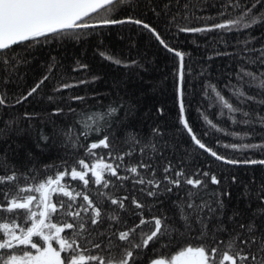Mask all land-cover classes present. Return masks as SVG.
Masks as SVG:
<instances>
[{"label": "snow or ice", "instance_id": "obj_1", "mask_svg": "<svg viewBox=\"0 0 264 264\" xmlns=\"http://www.w3.org/2000/svg\"><path fill=\"white\" fill-rule=\"evenodd\" d=\"M199 3L200 0H146L144 7L163 18L169 29L175 28L180 33L244 32L264 24V0H222L216 18L195 16ZM121 7L135 9L138 0H0V70L4 72L0 77V108L41 98L49 82L54 87L47 100L55 102L62 99L59 96L62 92L97 79L69 80L53 57L26 92L10 95L7 86L14 82L13 74L19 65L27 63L14 51V46L30 48L50 37L58 38L68 30L135 24L178 58L175 98L179 123L193 145L224 164L264 166V159L241 160L220 155L197 136L186 117V53L171 47L162 33L143 19L132 15L112 18ZM101 13L103 16L95 22H85ZM193 19L206 22L192 27ZM215 19L219 22L207 23ZM255 39L249 35L237 41L240 47L235 53H216L239 58L237 83L230 82L226 87L240 104L252 101L264 105V98L248 95L244 88L247 84L264 93V43L250 47ZM100 55L114 64L124 63L106 52ZM130 63L134 65L136 61ZM246 65H257L258 69L252 71ZM87 67L78 61L72 71H84ZM209 89L222 109L228 110L232 123H258L264 128V115L257 112L253 117L252 113L235 106L214 84L205 85L206 94ZM86 99L80 95L67 98L69 102L81 104ZM67 107V114L59 106L49 113L74 118L66 127L54 128V135L67 149V158L58 165H43L44 173L56 169L52 175L41 176L35 162L33 167L21 172L10 160L7 149L0 152V264H143L144 251L164 239L172 243L174 233L181 236L195 233V239L202 242L186 243L167 258H151L148 264H264V179L257 182L253 178L244 183L236 206L229 210L230 188L239 183L238 178L231 176L226 189L222 185L229 178L204 168L190 171L188 153L175 160L166 155L165 150L175 152V147L164 139L160 126L152 127L147 135L131 128L128 123L131 105L126 108L123 101L113 102L103 111H93L88 106L78 110L70 103ZM121 110H124L123 117L118 115ZM157 112L163 114V109L158 108ZM236 113H241L244 119L237 121ZM35 115L25 112L24 118L30 120ZM203 119L211 128L224 131L207 115ZM18 123L15 117L3 121L0 140L6 141L10 134L16 133ZM93 135L97 137L94 140ZM230 135L243 139L251 134L242 136L233 132ZM40 139L47 142L49 136L41 133ZM223 147L264 153V137L259 143H232ZM81 150L83 156H74ZM98 150H106V155ZM68 159L73 162L69 164ZM22 179L25 183L20 182ZM71 181H79V187H73ZM120 189L125 190L124 195L113 191ZM171 194L177 198L171 202L176 212L170 216L162 207L160 197ZM241 199L244 209L239 206ZM177 219L183 232L176 227Z\"/></svg>", "mask_w": 264, "mask_h": 264}, {"label": "trees", "instance_id": "obj_2", "mask_svg": "<svg viewBox=\"0 0 264 264\" xmlns=\"http://www.w3.org/2000/svg\"><path fill=\"white\" fill-rule=\"evenodd\" d=\"M222 0H200L199 5L194 10L195 16L199 17H218L221 10ZM146 0H138V7H121L112 18L122 19L128 15L143 19L152 24L163 35L169 45L177 50L186 53V75L184 82L186 117L193 131L202 141L230 159H264V153L254 151H233L225 148V144L259 143L264 137V128L258 123L245 125L243 123H232L228 117V110L222 109L214 93L209 89L205 93L206 84L217 86L221 94L229 99L235 106L248 111L255 116L259 112L264 115V105L249 101L240 104L226 87L231 82L236 84V72L239 69V58L234 55H217L216 53H235L240 45L237 41L244 40L249 35L256 37L250 47H259L264 43V24L254 26L244 32H225L216 30L205 33H180L175 28L169 29L166 22L161 17H156L148 8L144 7ZM100 16L93 15L92 19L87 20L93 23ZM223 18H228L227 16ZM220 18V19H223ZM206 21L193 19L190 26L199 27ZM219 22L207 21V23ZM14 51L21 55L27 63L18 66L13 74V83L7 86L10 95L23 93L30 88L33 83L44 73V66L54 57L69 80H89L97 77L91 83L80 85L77 88L66 90L59 94L62 99L55 102L47 100L48 95H52L53 82H49L44 89L41 98H30L28 102L10 108H0V127L3 121L16 118L19 123L15 127L17 132L10 134L4 141L0 140V152L8 150V155L12 163L16 164L21 172L33 167L41 169V176L52 175L56 169L43 172L45 164H60L61 160L67 158V149L61 146V140L54 135V128L66 127L72 123L71 115L51 116L52 109L59 106L63 107L65 113L68 111V104L76 109L86 106L93 111H103L108 105L121 101L127 108L132 107V112L128 117L131 128L143 132L147 135L152 127L160 126L165 133L164 139L175 147V152L171 149L165 150L166 155H171L175 160L177 156H188L189 170L204 168L211 170L218 176L229 178L222 186L229 188L230 177L235 175L239 183L231 185L232 200L229 203V210L237 204V197L243 191V184L253 178L257 182L264 179V166L261 165H228L215 160L203 150L196 148L189 135L179 123V110L175 98L176 71L178 69V58L169 53L159 44L155 38L135 24L109 25L105 27L68 30L58 38H49L48 41H41L30 48L26 46H14ZM106 52L111 56L123 61L122 64H114L104 59L100 53ZM211 57V59H209ZM86 64L87 70L73 72L77 62ZM131 61L136 64L131 65ZM125 64H130L126 67ZM252 71H257V65H246ZM188 69H191L189 72ZM4 72L0 70V77ZM248 95L256 96L257 99L264 98V93L259 89L247 84L244 85ZM70 95L85 96L87 99L84 104L79 102H69ZM158 108L163 109V114L157 112ZM221 111L225 114L221 116ZM36 114L32 119H25L24 113ZM224 131H217L211 128L203 119V115ZM124 116V110L118 113ZM237 121L244 119L241 113H236ZM244 133L251 135L243 139L233 137L230 133ZM41 133L49 136L47 142L40 139ZM207 133V135H205ZM93 135L91 139H96ZM101 155H106V150H98ZM74 156H83V151H79ZM136 157H133L135 160ZM73 159H68L71 164ZM127 163V161H126ZM114 179V178H113ZM21 183H25L22 179ZM73 187H79V181H71ZM127 187L131 188V183L127 182ZM96 190V186H92ZM116 195H124L125 190H113ZM38 195V194H37ZM177 197L174 194L161 196L162 207L167 209L168 215H174L176 209L172 207V201ZM55 199V195H54ZM67 199V198H64ZM149 202L151 198H148ZM239 206L244 209V200L239 201ZM159 207V205H158ZM253 208L256 204L253 203ZM147 214V213H146ZM136 222H138V217ZM131 223V221H130ZM259 223V221H258ZM176 227L183 232L181 222L176 220ZM192 235L181 236L173 234L172 243L167 239L151 245L141 256L143 264H148V260L155 257L167 258L179 247L186 243L198 244L202 241L195 239ZM38 239V238H34ZM211 243V241H209Z\"/></svg>", "mask_w": 264, "mask_h": 264}, {"label": "rangeland", "instance_id": "obj_3", "mask_svg": "<svg viewBox=\"0 0 264 264\" xmlns=\"http://www.w3.org/2000/svg\"><path fill=\"white\" fill-rule=\"evenodd\" d=\"M54 246H57V245L54 244Z\"/></svg>", "mask_w": 264, "mask_h": 264}, {"label": "water", "instance_id": "obj_4", "mask_svg": "<svg viewBox=\"0 0 264 264\" xmlns=\"http://www.w3.org/2000/svg\"><path fill=\"white\" fill-rule=\"evenodd\" d=\"M86 22V21H85Z\"/></svg>", "mask_w": 264, "mask_h": 264}]
</instances>
